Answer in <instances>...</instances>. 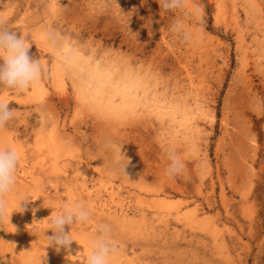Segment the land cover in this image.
<instances>
[{
  "label": "rangeland",
  "instance_id": "374dc122",
  "mask_svg": "<svg viewBox=\"0 0 264 264\" xmlns=\"http://www.w3.org/2000/svg\"><path fill=\"white\" fill-rule=\"evenodd\" d=\"M175 19L199 29L192 41L170 31ZM0 24L27 33L43 68L22 92L0 86L15 112L0 145L19 154L0 264H39L43 255L44 264H86L98 223L111 227L110 264H264V0H185L175 12L157 0H0ZM45 30L96 59L153 70L167 103L119 125L100 120ZM120 146L127 175L111 163ZM166 147L185 162L174 177ZM21 196L34 200L8 222ZM71 201L90 215L65 226L75 241L56 251L47 216Z\"/></svg>",
  "mask_w": 264,
  "mask_h": 264
},
{
  "label": "clouds",
  "instance_id": "9594fccd",
  "mask_svg": "<svg viewBox=\"0 0 264 264\" xmlns=\"http://www.w3.org/2000/svg\"><path fill=\"white\" fill-rule=\"evenodd\" d=\"M160 7L175 12L185 7V0H157ZM195 23V19H194ZM170 31L184 41H192L199 29H191L175 19L169 26ZM44 39L56 51L61 71L67 78L74 81L81 93V102L86 110L94 113L100 120L119 125L136 118L144 109L167 103L160 91L164 86V78L151 69L139 68L120 58L114 60L96 59L95 55L78 51L72 47H64L62 38L51 30H45ZM31 43L27 33L20 34L6 25L0 24V86L15 89L17 92L32 86L43 71L40 61L30 54ZM94 71H101L104 77L97 81ZM15 116L8 101L0 100V128ZM167 165L165 174L174 177L181 174L185 162L174 147L165 148ZM19 160L18 151L8 145H0V219L7 207V197L13 192L16 183V170ZM112 166L126 174L129 158L120 146V153L112 162ZM27 197L21 196L16 200L15 207L10 213L24 210L21 202H27ZM44 206V205H43ZM47 207V206H46ZM35 209H33V212ZM90 212L86 206L77 201L62 203L57 211L47 216V228L51 234L45 233L47 247L56 251L70 246L73 239L69 229L77 222L88 219ZM11 224V223H10ZM69 229L65 231V226ZM111 227L107 223H98L94 234L90 237L86 255V264H110L115 253V245L110 239ZM39 264H44V255Z\"/></svg>",
  "mask_w": 264,
  "mask_h": 264
}]
</instances>
